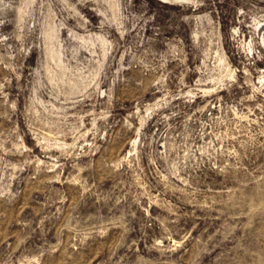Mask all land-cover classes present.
<instances>
[{
    "label": "rangeland",
    "instance_id": "obj_1",
    "mask_svg": "<svg viewBox=\"0 0 264 264\" xmlns=\"http://www.w3.org/2000/svg\"><path fill=\"white\" fill-rule=\"evenodd\" d=\"M0 264H264V0H0Z\"/></svg>",
    "mask_w": 264,
    "mask_h": 264
}]
</instances>
